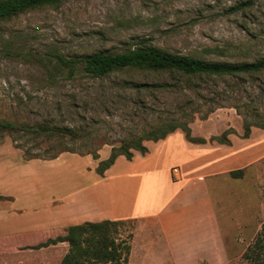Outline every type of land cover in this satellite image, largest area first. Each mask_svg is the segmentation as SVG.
I'll list each match as a JSON object with an SVG mask.
<instances>
[{"label":"rangeland","instance_id":"obj_1","mask_svg":"<svg viewBox=\"0 0 264 264\" xmlns=\"http://www.w3.org/2000/svg\"><path fill=\"white\" fill-rule=\"evenodd\" d=\"M236 1L238 0H62L58 4L31 9L0 22V121L26 126L44 123L49 126L76 124L81 127L88 123V128L99 130L98 137L104 134L114 137L116 132H121L116 123L121 120L122 111L109 108L116 100L112 99L108 88L123 79H142L143 75L122 72L103 79L88 78L81 74L69 77L70 64L95 52H123L135 47L138 40L143 37L151 38V44L167 51L202 59L251 61L264 54V0H254L253 7L244 11L227 12V8ZM57 56L69 63H62ZM75 66L79 64L74 63L73 67ZM78 70L79 67L75 72ZM262 77L264 78V73ZM155 78L164 79V76ZM251 81L254 80L250 77L245 78L244 85L254 97L259 90L255 86L257 83H253V87L250 88ZM218 82L220 86L225 87L231 82V78ZM201 85L205 87L203 88L205 93L207 83ZM118 92L126 94L128 90ZM243 95L245 96L244 93ZM243 100L248 102L249 108H257L261 114V117H256L250 111L246 114V119L263 121L264 95L262 99L251 102L246 97ZM176 101V97L166 99V103L173 107ZM150 102L155 101L150 99ZM118 103V107H122L123 100L118 99ZM91 117L101 121L91 124ZM242 117L233 107H218L205 119L198 115L192 119L189 123L191 135L205 138L202 135L215 136L227 130L230 132L228 138L231 143L230 138L236 136L241 138ZM205 139L208 140L209 137ZM1 142L9 143L7 145L10 147L13 145L21 150L23 159L28 156L24 150L46 156L47 153L44 152L46 148H52L50 149L52 151L54 148L76 147L78 152L77 147L80 144L66 138L61 141L48 140L44 136L37 138L0 130ZM87 142L95 151L98 149V158L101 157L103 160L109 156L107 151L110 154V144H98L93 139ZM148 142L150 141L145 143ZM78 157L86 158V154H79ZM90 160L93 161L91 157L88 161L75 158L76 162L72 163L64 159L63 162H54L52 165L38 163L31 169L16 166L5 172L3 185L9 189L8 191L19 196L20 204L24 199L22 188L27 186L26 183H30L29 177L56 176L57 180L54 179L53 183L46 180L39 183L43 188L39 192L48 197L59 195L62 189L60 179L62 168L70 165L69 163L70 166L81 167V164L90 163ZM259 171L261 182L258 183L256 179V186L259 187L261 194L253 202L247 193L249 198L246 200V208L249 214L246 215L239 210L242 200L234 206L235 211L230 213H227L222 204L218 206L225 238L232 241L236 236L241 251L238 257L225 264H264V247L255 244L258 237L264 239V159L261 161ZM247 175L253 173L247 172ZM227 181L229 187L237 188L239 184L240 187L237 189L242 190L243 179L236 182L230 179ZM259 197L261 203L258 205ZM2 211L6 212L3 203L0 204V213ZM27 215L29 214H24ZM245 215L247 219L245 228L236 232L232 229L234 225L231 220L237 217L242 219ZM0 221L1 226L18 222L8 219L6 214L1 216ZM135 227L134 220L116 222V225L108 227L107 235L114 240L115 249L121 258L125 254L127 257L129 255ZM6 233H11V230L0 228V238ZM81 246L86 247L85 242ZM68 249V244L63 249L49 247L38 251H18L16 247L5 246L0 249V264H59L60 258ZM55 250L58 252L50 254ZM42 252L46 253L47 258L36 256ZM80 258L85 259L83 256ZM149 263L148 261L146 264Z\"/></svg>","mask_w":264,"mask_h":264},{"label":"crops","instance_id":"obj_2","mask_svg":"<svg viewBox=\"0 0 264 264\" xmlns=\"http://www.w3.org/2000/svg\"><path fill=\"white\" fill-rule=\"evenodd\" d=\"M230 139L229 145L194 143L181 130H176L164 139L148 142L145 154L137 152L131 159L117 156L103 175L95 170L101 157L93 160L90 154L79 158L77 153L62 152L52 159H23L21 150L1 142L0 204H5L6 212L0 213V219L6 214L8 219L18 222L1 226L0 221V228L11 230L4 236H14L16 247H21L64 234L67 227L86 221L134 220L136 227L127 264L229 263L240 255V244L236 236L232 241L225 238L218 206L222 204L230 213L242 200L239 210L247 215L246 200L250 197L254 202L260 196L256 179L261 182L259 166L264 159V129L253 127L248 138ZM89 157L93 161L81 167L69 163L62 168L59 195L48 197L39 192L42 188L39 183L45 180L53 183L56 176L29 177L30 183L22 188L24 199L20 204L19 196L3 185L5 172L16 166L31 169L38 163L52 165L64 159L73 163L75 158L88 161ZM172 168L178 169L176 175ZM238 169L243 170L241 176L230 175V171ZM228 179L232 182L243 179L242 190L237 189L239 184L237 188L229 187ZM26 213L29 215L24 216ZM246 215L232 219V229L243 230ZM65 245L64 241H58L39 249H63ZM37 255L43 257L46 253Z\"/></svg>","mask_w":264,"mask_h":264},{"label":"trees","instance_id":"obj_3","mask_svg":"<svg viewBox=\"0 0 264 264\" xmlns=\"http://www.w3.org/2000/svg\"><path fill=\"white\" fill-rule=\"evenodd\" d=\"M62 0H0V22L9 20L14 16L28 10L46 5H55ZM254 0H238L227 8V12L234 13L240 10L252 8ZM151 38L143 37L138 40L137 45L128 48L123 52L108 53L95 52L81 58L78 62H73L69 67V77L77 74L88 78L103 79L117 75L122 72L140 73L142 79H123L115 86H110L109 92L113 100L109 106L111 109L122 111V118L116 123L120 133L115 136L104 134L98 137L99 130L88 128V123L83 126L76 124L56 126L38 123L34 126L17 125L10 121H0V130L11 133H21L22 135H32L33 137H47V139L63 140L64 138L79 142L77 150L75 148H46V156L34 154L28 150L25 159L41 158L52 159L62 152H73L78 154H91L93 158H98L97 150L91 148L88 140H95L97 143L111 145V151L106 159L100 160L95 168L99 175H103L114 162L117 156L123 155L131 159L135 152L145 154L148 147L145 142L164 139L168 134L181 130L187 140L194 143L217 142L218 144H230L228 138L229 131L225 130L219 135L210 136L208 140L202 137L191 135L189 123L198 115L201 119L207 116L218 107L230 106L235 108L237 114L243 117L242 139H246L251 134L252 127L264 129L263 121H248L246 114L252 111L256 117H261L257 108H249V102L255 99H262L264 95V54L251 61H226L207 60L195 56L167 51L150 43ZM64 63L67 60L57 56ZM78 63L80 70L75 72ZM154 77L150 79L149 77ZM164 76V79L155 78ZM252 80L250 88L255 86L259 90L254 97L244 85L245 78ZM231 78L227 86H220V80ZM207 83V90L204 93L201 84ZM254 83V84H253ZM210 84V85H208ZM119 90L127 91L126 94H119ZM245 96L243 95V93ZM125 93V92H124ZM190 94H193L191 96ZM176 97V105L166 103V99ZM123 100L122 107H118V99ZM181 100H180V99ZM150 99L155 102H150ZM162 99L165 101H162ZM181 101V102H180ZM160 106H158V104ZM108 108V109H109ZM245 114V115H244ZM85 119V116L84 118ZM91 124H96L97 118L91 117ZM113 137V138H111ZM18 147V146H17ZM89 147V148H86ZM243 174L242 169L230 171L233 177ZM116 225L115 221L103 220L98 222L86 221L81 224L71 225L65 229L64 234H59L53 238L49 237L45 241L36 245L16 247L17 239L12 235L0 238V249L5 246H13L18 251L39 249L49 244L64 241L68 244L67 253L60 258L59 264H126L127 255L122 258L117 254L116 244L108 235V227ZM262 236V235H261ZM263 237H258L256 246L264 247ZM85 242L86 247L81 244ZM261 244V245H260ZM128 252V247H127ZM27 254L28 252H23ZM21 255V254H19ZM36 256H38L36 254ZM81 256L85 257L81 260Z\"/></svg>","mask_w":264,"mask_h":264},{"label":"built area","instance_id":"obj_4","mask_svg":"<svg viewBox=\"0 0 264 264\" xmlns=\"http://www.w3.org/2000/svg\"><path fill=\"white\" fill-rule=\"evenodd\" d=\"M177 172H178V169H177V168H172V173H173V175H176Z\"/></svg>","mask_w":264,"mask_h":264}]
</instances>
